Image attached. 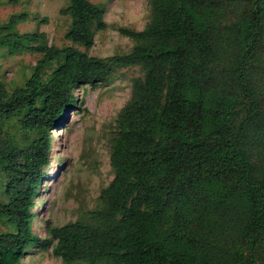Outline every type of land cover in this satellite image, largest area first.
Here are the masks:
<instances>
[{"label": "trees", "instance_id": "1", "mask_svg": "<svg viewBox=\"0 0 264 264\" xmlns=\"http://www.w3.org/2000/svg\"><path fill=\"white\" fill-rule=\"evenodd\" d=\"M152 6L144 30H120L131 52L105 59L18 33L26 12L0 23V50L43 55L23 86L0 83V221L11 229L0 233V264L51 243L34 233L35 199L75 89L129 66L144 75L117 118L114 178L89 222L49 227L54 254L66 264H264V0ZM61 12L72 20L66 38L91 47L102 8L70 0Z\"/></svg>", "mask_w": 264, "mask_h": 264}, {"label": "rangeland", "instance_id": "2", "mask_svg": "<svg viewBox=\"0 0 264 264\" xmlns=\"http://www.w3.org/2000/svg\"><path fill=\"white\" fill-rule=\"evenodd\" d=\"M17 1L11 4L9 0H0L1 24L13 14L26 12L29 19L16 27L18 33H44L49 46H73L101 59L130 53L136 42L120 30L142 31L153 19V0H91L103 10V27L93 25V45L84 47L66 38L72 20L61 10L70 4V0ZM241 11L234 16L229 13L228 20H234ZM223 25H226L225 18ZM42 56L27 51L9 54L5 48L1 49L0 83L9 92L23 86ZM55 67V64L51 66L48 74ZM143 75L140 66L117 67L106 82L97 86L80 85L75 89L76 106L50 132V163L44 170V179L35 199L34 233L51 243L46 248H28L21 264H66L54 254L57 241L50 236L48 229L76 221L89 222L90 212L102 207L101 191L114 178L110 156L112 140L117 133V118L131 99L134 80ZM10 230L0 221V233Z\"/></svg>", "mask_w": 264, "mask_h": 264}]
</instances>
